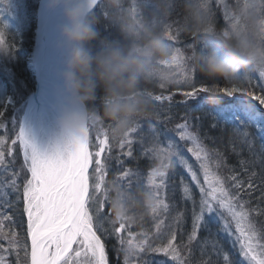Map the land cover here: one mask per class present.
Here are the masks:
<instances>
[{
    "label": "snow or ice",
    "instance_id": "1",
    "mask_svg": "<svg viewBox=\"0 0 264 264\" xmlns=\"http://www.w3.org/2000/svg\"><path fill=\"white\" fill-rule=\"evenodd\" d=\"M257 3L264 7V0H257ZM240 4V0H237L234 11L225 5L224 19L227 21V26L222 31H216L212 26L211 10L207 0H200V7L207 17L205 35L211 37V34L215 32H222L224 36H227L229 30H235L238 24L235 11ZM245 6H247L246 0ZM261 25L264 31V20L261 21ZM164 34L173 50L164 67L170 70L175 68V71L172 70L174 84L186 89L181 92L184 99L180 103L187 105L189 102L200 101L201 106L206 103L217 105L219 118L230 123L238 122L234 128V135L240 137L242 142L248 145L249 150L253 151L252 141L248 139L250 133L247 129L256 125L260 135L264 137V72L259 73L260 83H257L250 75L237 78V82L225 81L223 85L219 81L206 83L204 81L207 77L202 75L198 82L197 73L188 68V57H185L179 48H174L171 44L178 38V32H173L171 23L164 24ZM210 43V40H204L202 45L209 46ZM190 47L193 49L196 45L193 44ZM210 90L216 94L214 98L210 97ZM151 98L155 106L164 101L171 102L173 97L171 94H152ZM253 101H257L259 107ZM2 115L3 112H0V116ZM109 127V125L101 126L97 130V144L95 145L98 148L97 151L89 150V127H85L78 136L70 138L66 152H58L53 156L41 155L26 138L23 129L19 131L16 139L23 149L24 161L30 177H25L22 185L17 183L19 172L11 173L10 180H0V196L4 197L0 202V208L14 207L15 203L20 200L22 188L23 213L27 217V236L31 241V250L29 254L27 246L23 244L22 238L14 228L6 229V221L15 225L13 216L0 212V241L7 242V246L0 243V253H2L0 264H9L7 254L13 252L16 255V264H25L29 255L28 264H109L105 242L101 238L108 235L116 237L120 245L117 251L123 253L124 264H148L143 258L146 252L162 253L176 264H186L187 257L182 255L181 245L176 243V226L183 224L184 213L178 212L173 218L174 223L168 226L169 231H163L164 216L170 208L164 190L168 187V171L176 164L182 165L187 170L200 191L197 211L191 189L181 180L184 198L192 200L193 203L191 233L187 238L188 244L183 247L187 248L197 240L199 231L208 226L206 216L215 214L223 222V231L230 233L231 225L235 224V230L238 233L236 241L240 245L241 255L248 264H264V243H261L264 240V231L258 229L251 219L252 212L264 214V210L246 207L248 202L240 198V193L245 191V181L239 179L237 174L227 177L220 174L222 159H213L212 153L199 133L192 131L189 123L177 124L175 131L180 141L190 145L187 151L198 162L203 174V183L197 172L193 170V166L183 156L180 146L174 140H168L166 145H162L160 136L163 133L156 132L151 125L148 134L150 146L145 148V154H150V159L156 163L148 173L146 182L141 183L142 175L138 170L130 168H125L115 179L107 181L106 160L108 157L102 158V154L111 151V141L113 145L118 144L121 149L127 147L124 155L132 157L134 142L132 134L137 132L141 125L137 121L119 141H114L109 137ZM140 142L143 144L144 139L141 138ZM2 143L0 141V144ZM260 147L261 157L258 160L241 161L245 172L249 165H255L257 162L264 171V145ZM8 155H11L10 150ZM220 155L216 152L217 157ZM253 155H255L254 152ZM117 159L122 163L119 157ZM93 165L90 175V166ZM0 166L8 172L3 150H0ZM256 175L257 173L253 171L248 177L247 189L255 190L256 186L252 178ZM229 182H231L230 186ZM134 186L150 190L154 197L149 210L155 221L154 233L146 230L139 233L133 232L131 228L134 223H116L111 218L112 191L115 189L124 195L135 192ZM5 188H11L16 193L15 202L8 200ZM106 224L110 227H105ZM153 236L161 241L155 247L151 243ZM164 237H167L166 243L163 242ZM21 251L24 253L23 258L20 255ZM228 259L229 257L225 255L224 260L227 262Z\"/></svg>",
    "mask_w": 264,
    "mask_h": 264
},
{
    "label": "clouds",
    "instance_id": "2",
    "mask_svg": "<svg viewBox=\"0 0 264 264\" xmlns=\"http://www.w3.org/2000/svg\"><path fill=\"white\" fill-rule=\"evenodd\" d=\"M180 0H103L110 18L119 25L126 46L105 43L93 55L89 44L97 38L98 17L89 13L85 0H49V7L63 5L66 23L61 36L66 46L63 73L65 91L72 108L62 120L61 128L76 137L85 127L108 122V134L119 141L139 120L155 114L152 91L146 86L168 87L175 83L173 71L164 65L172 48L164 34V24ZM242 0L235 11L238 24L227 36L215 32L213 46L191 49L189 70L213 80L237 82L252 71L264 72V7L257 0ZM184 22L179 30L199 41L207 33V17L200 0H183ZM103 88L100 107H88L96 100V89ZM210 97L215 93L210 90ZM79 108L80 111L76 109ZM154 197L150 190L139 189L121 195L113 190L110 199L112 219L116 223H135L146 215Z\"/></svg>",
    "mask_w": 264,
    "mask_h": 264
},
{
    "label": "trees",
    "instance_id": "3",
    "mask_svg": "<svg viewBox=\"0 0 264 264\" xmlns=\"http://www.w3.org/2000/svg\"><path fill=\"white\" fill-rule=\"evenodd\" d=\"M37 1L38 0H0V5L3 7L2 11L6 13L4 16L0 15V27L3 31V38H5L4 47L8 52V60H5V62L0 65V85L4 86V88H2L3 92L0 90L2 93V97H0V112H3V115L0 116V137L7 134L8 138H12L15 135L14 133L19 127V116L22 114L28 96L34 89L35 79H33V69L28 65V57L33 48L32 45L36 29L35 12ZM128 2L131 4V0H128ZM207 2L211 10V22L214 30L222 31L225 27L223 17L220 16V11L223 10L222 5H227L230 9L234 0H207ZM89 13L98 17V23L95 25L98 35L97 38L89 44L93 55L102 51L105 43H118L121 46L127 45L128 41L125 40L120 32L119 25L110 18V14L103 4V0H100ZM184 15L183 0H180V3L168 20L173 26V32H178L177 40L171 42L172 46L175 48L178 47L184 51L186 50L185 52L189 51L191 54L190 46L193 44L199 48L202 46L204 40L211 41L209 46H213L216 43L212 37L206 35L201 36L200 40L196 41L192 37L181 32L179 26L184 22ZM196 76L197 81L200 82L202 75L197 73ZM250 76L253 77L257 83L261 82L258 73L252 71ZM214 81H219L222 85L225 83L223 80H213L209 78L204 82L211 84ZM146 87L150 89L154 95L172 94V101H164L156 104L153 117L139 120L141 129L139 130L140 134L138 135V139H144V143L141 145L139 144L142 150L135 144V146H132L133 156L127 157L124 155L125 148L121 149L118 144H116L113 145V147L111 146L110 152L105 153L104 156L108 157L106 160L108 178L110 180L115 179L121 172L122 167L123 169L127 167L142 172L145 164L149 163V160L146 155H143V152L145 153V148L150 146L148 142L150 125L157 130L166 133L168 131L170 139L173 140L171 133L176 134L175 126L187 122L191 125L192 131L199 133L210 152L215 156L216 152L221 154L220 157H218L223 161L221 174L225 177L237 174L239 179L245 181V191L240 193V198L248 202L246 206L250 209L264 210V184H262V180H264V171H262L260 163L257 162L255 165H249L247 172H245L244 168L241 166V161L258 160L261 157L260 146L264 145V137L260 135L258 127L252 125L247 129L250 133L248 139L252 141L253 151H250L248 145L243 143L240 137L234 135V128L238 122L230 123L221 120L217 115V105L206 103L201 106L200 101L189 102L187 105L180 103V101L184 99L181 92L186 90L181 85L170 88L172 89V93H170V90H167L168 93L164 94V91H162L158 85L149 84ZM6 96H10V99H12L11 103L7 105L3 102V98ZM102 96L103 88L98 86L96 89V100L90 102L88 107L95 106L99 108ZM12 114L14 116H12ZM108 125V122H101L97 127H107ZM4 127L7 129L5 130ZM5 131H7L6 134L4 133ZM92 133L93 132L90 130V150L96 148ZM97 149L98 148H96L95 151ZM253 152L255 155H253ZM118 157L119 161H122V163L118 162ZM5 160L10 173H14L15 169L18 167L17 165L20 164L22 175L24 177H30L19 154H17V161H14L15 159L10 158L6 149ZM253 171L257 173V175L252 178L256 187L255 190H249L246 184L248 177ZM9 172H5L4 175H9ZM140 174L142 175V173ZM230 185L231 182H229V186ZM139 189L141 188L134 186V191ZM7 193L9 201L15 202L17 200V195L11 188H7ZM3 199L4 197L0 196V202H2ZM22 203L23 199L20 194V200L18 203H15L14 207L0 208V210L4 214L13 216V220L16 222L15 225L6 221V229L14 228L28 249V240L24 234L25 219H23ZM174 203L176 205L180 203L177 201V197ZM192 210L193 204H191V201H184V205L180 203L179 206L172 209L174 212L181 211L184 213L183 224L178 229L176 240V243L181 245V247L188 244L187 238L190 234L189 229H191ZM212 218L211 216L206 218L208 223L207 228H202L199 231L197 240L192 242L187 250L185 249V253L183 251L181 252L182 255L187 257L186 264H207V262H211V264H241L238 261V253L231 250V242L224 236L225 232L222 231L221 224L212 220ZM251 219L258 229L264 231V214H257V212L254 211L251 213ZM21 221L23 222L22 224ZM105 227L107 226L105 225ZM176 227L178 228V226ZM101 238L105 242V250L109 264H124L120 252L118 253L117 251L119 248L113 239V235L102 236ZM3 242L7 243L6 241ZM225 255L229 257L227 262L224 260ZM143 257L148 264H161V262L167 264L166 261H162V257L164 256H161V253L146 252L143 254Z\"/></svg>",
    "mask_w": 264,
    "mask_h": 264
},
{
    "label": "rangeland",
    "instance_id": "4",
    "mask_svg": "<svg viewBox=\"0 0 264 264\" xmlns=\"http://www.w3.org/2000/svg\"><path fill=\"white\" fill-rule=\"evenodd\" d=\"M38 1H37L36 12H35V15H36V19H35V26H36L35 33L37 31V21H38V15H37L38 6H39ZM240 2L242 3V0H240ZM232 4L233 5H231L230 9L234 11L235 8H236L237 0H234V2ZM222 7H223V10L220 11V14H221L220 16L223 17V23H224V25L226 27L227 26V21H225V19H224L225 6L222 5ZM2 8L3 7L0 5V12H1L0 15L1 16H4L6 13H4L2 11ZM35 33H34V40L36 38ZM4 41H5V38H3V31H2V28L0 27V65L3 62H5V60H8L7 59L8 58V52H7V49L4 47ZM33 43H34V41H33ZM32 47H33V45H32ZM176 48H178V47H176ZM32 50H33V48H32ZM181 51L183 52V54L185 55V57H188L190 55V52L189 51H187V52H185L186 50L185 51L184 50H181ZM31 54H32V51L30 53V56L28 57L29 58L28 59V65L31 66V68H32V58H31ZM6 66H5V68H6ZM172 70L175 71V68H173ZM253 72L258 73V75H259V72L258 71H253ZM33 79H34V76H33ZM174 86H179V85L172 84V85H170L168 87H165L163 89L161 88V90L164 91L163 94L164 93H168L167 90H170V93H172L171 92L172 89H170V88H172ZM2 88H4V86H1L0 85V90H2ZM2 92H3V90H2ZM201 95L203 96V94H201ZM0 97H2V93L1 92H0ZM3 99H4L3 102L6 105L7 104H10L11 103V100H12V99H10V96H6ZM0 100H1V98H0ZM29 100L30 99H28V102L25 105V107H24V109L22 111V114H20V116H19V121H18L19 127H18V130L14 133L15 135L12 138H8V135L6 134L7 131H5L4 133L6 135L0 137V141L3 142L2 144H0V150L5 151L7 149V153L10 150L11 155H9V156H10L11 159L12 158L15 159L14 161H17V154H19L20 157H21V159H22V161H23V164L26 166V169H27V165L25 164V161H24L23 149H22L19 141L16 138H17V135H18V133H19V131L21 129H23V131L25 133V136H26V138L28 140H32L33 137H34L33 133H31V125H32V123L29 120H27L26 122L23 121V118H24V116L26 114L25 111H26V109L28 107V104L30 102ZM253 103L256 104L257 106H259L257 101H253ZM12 116H14V115L12 114ZM35 122H36V125H38L40 127V130L38 132V136H37V139H36L35 142L38 143L37 144V151L41 155H43V156H53V155L57 154L58 152H60V153L66 152V149H67L68 144L66 142V139H65L63 133L61 132V128H60V126H59L58 123H56L55 121H53L48 114H44V113L41 114L40 119L39 118H36ZM97 125L94 126V127H90V130L93 132L92 135H93V141H94V144L95 145L97 144V130L99 129V127H97ZM4 129H5V127H4ZM140 129L141 128H139V130ZM139 130L137 132H135V133L132 134V139L134 141L133 142V146H135V144H137L138 147H139V149H141V147H140V145L142 144L140 142L141 139H138V135L140 134ZM155 130L158 133H164L163 135L160 136V141H161V144L162 145H166L167 141L168 140H171L170 137H169L170 134H169L168 131L166 133V132H163V131H160V130H157V129H155ZM171 137L180 146V149H181V152H182L183 156L193 166V170L197 172V175H198L201 183H203V174H202V172L199 169V164L195 160V157H193L191 155V153H189L187 151V147H189L190 145L187 144L184 141H180L179 140V136L177 135V133L176 134L171 133ZM90 138H91V136H89V140H90ZM13 141H16V143H13ZM111 146L113 147V144L111 145V141H110V148H111ZM95 149L94 150H90V151L95 152ZM124 150L126 152L127 147H125ZM104 155H105V153L102 154V158L104 157ZM143 155H146V154L143 152ZM146 157L149 160V163H146L145 164L144 169L142 170V172H139V173H142L141 183L146 182V178H147L148 173L151 171V168L154 167L155 166V163H156L155 161H153L152 159H150V154L146 155ZM212 157H213L214 160L215 159H219L213 153H212ZM17 166L18 167L15 169L14 173L15 172H19L20 173V175L17 177V183H19V184L22 185L23 182H24V178L25 177L22 175L20 164H18ZM93 167H94V165L90 167V175H91V172H92V168ZM125 168H127V167H125ZM124 169L122 167L121 172ZM222 169H223V167H221L219 169L220 174L222 173ZM27 171H28V169H27ZM4 174H5V172L3 170V166H0V180L6 181V180H10L12 178L10 172H9V175H7V176H5ZM221 175H223V174H221ZM29 176H30V173H29ZM106 180L107 181H112L113 180V179L110 180L108 178V172H107ZM181 180H183L185 183H187V185L191 189L192 196H193L194 200L196 201V210L198 211V205H199V200H200L199 187H197L196 184H195V182L192 181L191 176L187 172V170L182 165L176 164L175 167L170 168L169 171H168V179H167L168 187L164 190L165 191V198H166V200L168 201V203L170 205L169 212L167 214H165V216H164V218H165V227L163 229L164 232H168L169 231L168 226L169 225H172L174 223L173 218L177 215V212L178 211L177 212L172 211L173 208L179 206L180 203L184 205V201H189V202L191 201V204H193L192 203V200H187V199L184 198V194H183V191H182ZM90 183H91V180H90ZM4 191L7 192V188H5ZM21 195H22V188H21ZM176 197H177V201L180 202L178 205H176L174 203L175 200H176ZM242 201H244V200H242ZM21 208H23V203H22V207ZM0 212H2V211L0 210ZM207 217H209V216H206V218ZM211 217H213L212 220L216 221L217 223H220L221 224V227H223V222L219 220V217L215 216V214H212ZM111 218H112V214H111ZM23 219H25V225H24L25 226L24 227L25 233L24 234L26 236V239L28 240V236H27V217H26V214H24V213H23ZM154 225H155V221L152 219L151 214L148 212L146 215H143L141 217L140 216L137 217L136 222L132 225L131 231L136 232V233H139V232H142V231H145L146 230V231H148L150 233H154V231H155ZM106 226L107 227H110L107 224H106ZM177 226H178V228L176 227V232H178V229L182 225H177ZM191 228H192V214H191ZM189 230H190L189 232L191 233V229H189ZM125 235H126V233H125ZM224 236L227 237L228 240L231 242L230 243V245L232 246L231 247V250L233 252H237L238 253V261H239V263H241V264H248V262L241 255L240 245L236 241V236H238V233L235 230V224L234 223L231 225L230 233L229 232H225L224 233ZM113 239L116 242L117 247L119 248L120 245H119V243H118V241H117V239H116V237L114 235H113ZM163 242L164 243L167 242V237H164ZM0 243H3V244H5V246H7V243H4L3 241H0ZM28 243H29V240H28ZM151 243H152L153 247H155L157 244H160L161 241L160 240H157L155 238V236H153L152 237V240H151ZM261 243H264V240H262ZM177 245H179V244H177ZM185 245H187V244H185ZM74 247H76V246L74 245ZM187 248H185V247L182 246L180 250H181V252L183 251L185 253V249L187 250ZM0 254H2V253H0ZM120 254H121V257L123 258V263H124L123 253L120 252ZM157 254H160V253H157ZM20 255L23 258V256H24L23 251L20 252ZM161 256H164V255L161 253ZM164 257H162V261H166L167 264H171V263L172 264H176V262L173 261V260H171L170 257H167V256H164ZM7 259H8L9 264H16V255H15L14 252L13 253H10V254H7ZM27 262H25V264H28ZM226 264H228V263H226Z\"/></svg>",
    "mask_w": 264,
    "mask_h": 264
},
{
    "label": "bare ground",
    "instance_id": "5",
    "mask_svg": "<svg viewBox=\"0 0 264 264\" xmlns=\"http://www.w3.org/2000/svg\"><path fill=\"white\" fill-rule=\"evenodd\" d=\"M94 0H85L86 5H91ZM38 21H37V32H36V40L34 43L33 52L31 54L32 62L34 57L37 55L40 44H41V36L40 29L42 27L41 23L44 18V13L47 5L49 4V0H39L38 2ZM46 6V7H45ZM57 15L53 18L50 23V27L48 29L49 42L51 46V53L54 58L49 57L47 51L44 52V55L41 57L40 61V79H41V94L44 95L45 98L50 100V102L65 114L67 111L71 110V100L67 92L65 91V85L63 79L60 77V71L64 73L65 63H66V46L61 36V29L65 25L66 20L63 15V5L57 9ZM59 68V69H58ZM28 107L26 109V114L23 118V121L26 122L29 120L31 125V133H33L34 137L29 142L35 147L37 150V136L40 130V127L36 125V118L40 119L42 113L48 114L50 118L58 123L54 112L47 106L43 105L39 95H35L30 98ZM79 111V109H76ZM47 116V115H46ZM66 142L68 144V139L66 133L61 129ZM36 136V137H35ZM68 147V146H67ZM67 150V149H66Z\"/></svg>",
    "mask_w": 264,
    "mask_h": 264
},
{
    "label": "water",
    "instance_id": "6",
    "mask_svg": "<svg viewBox=\"0 0 264 264\" xmlns=\"http://www.w3.org/2000/svg\"><path fill=\"white\" fill-rule=\"evenodd\" d=\"M99 2H100V0H94L91 5H86L87 8L89 9V12L91 10H93L95 8V6ZM59 7H60V5H57L56 7H49V4H48L46 9H45V13H44L45 16H44L43 21L41 23L42 27L40 29V36H41L40 49H39L37 55L34 57V60L32 62V69H33V76H34V79H35V85H34V89H33L34 91L32 92L30 97L32 98L35 95H39L43 105H47L54 112V114L56 116V119L58 121V124H59V126L61 128V120H62V118L64 116V113L58 107L55 108V106L50 102V100H48L47 98L44 97L43 94H41V91H42L41 88H40L41 87V79L39 78L40 77V69H41L40 68V61L42 59L41 57L44 55V52L47 51L48 54H49V57L54 58L52 56V53H51V46H50V42H49L48 29L50 27L51 21L57 15L56 13L58 12L57 9ZM35 36H36V33H35ZM35 40H36V38H35ZM35 40H34V43H35ZM34 43H33V46H34ZM32 52H33V50H32ZM59 73H60V77L63 79L62 71H60ZM63 82H64V80H63ZM79 111H80V109H79ZM89 133H90V130H89ZM66 136H67V139L69 141L71 137L68 136L67 134H66ZM89 150H90V148H89ZM28 240H29L28 251H29V254H30L31 241H30V238H28ZM29 261H30V255L28 257V262Z\"/></svg>",
    "mask_w": 264,
    "mask_h": 264
}]
</instances>
